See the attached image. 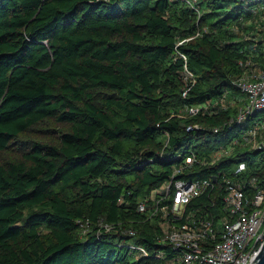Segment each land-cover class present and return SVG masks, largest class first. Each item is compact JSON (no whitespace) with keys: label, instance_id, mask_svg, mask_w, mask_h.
I'll return each instance as SVG.
<instances>
[{"label":"trees","instance_id":"16d2710c","mask_svg":"<svg viewBox=\"0 0 264 264\" xmlns=\"http://www.w3.org/2000/svg\"><path fill=\"white\" fill-rule=\"evenodd\" d=\"M260 69L264 0H0V264L177 255L137 206L215 177L178 223L216 221L224 175L264 189V110L236 96Z\"/></svg>","mask_w":264,"mask_h":264},{"label":"built area","instance_id":"2783aa9c","mask_svg":"<svg viewBox=\"0 0 264 264\" xmlns=\"http://www.w3.org/2000/svg\"><path fill=\"white\" fill-rule=\"evenodd\" d=\"M190 5L191 2L187 1ZM237 85L246 95V109L264 110V69L237 79ZM194 114L197 108L189 107ZM244 109L240 112L242 117ZM255 130L249 131L254 135ZM256 146H264L261 143ZM219 154V152H218ZM196 156L191 150L186 154L185 164H192ZM203 162V160H200ZM245 163L240 162L238 173ZM216 179V178H215ZM213 177L200 180L174 179L163 183L153 197L139 203L137 210L159 217L162 240L169 242L178 254L158 264H249L264 242V189L247 193L240 179L223 176L224 194L221 209L224 214L216 221L198 216L190 222L179 224L186 206L215 185ZM254 179L249 181L250 184ZM169 201V204H164ZM213 205V203H212ZM106 230L110 226L103 224ZM132 234V231H129ZM137 257L147 256L143 246L131 245Z\"/></svg>","mask_w":264,"mask_h":264},{"label":"rangeland","instance_id":"374dc122","mask_svg":"<svg viewBox=\"0 0 264 264\" xmlns=\"http://www.w3.org/2000/svg\"><path fill=\"white\" fill-rule=\"evenodd\" d=\"M236 96H240L245 98V93H238ZM259 116L264 117V112L260 113ZM52 124H41L37 126V129L34 130L32 133H36L38 137L41 138H47V139H53L56 135V131H58V128L52 129ZM218 154V153H216Z\"/></svg>","mask_w":264,"mask_h":264},{"label":"water","instance_id":"95a60500","mask_svg":"<svg viewBox=\"0 0 264 264\" xmlns=\"http://www.w3.org/2000/svg\"><path fill=\"white\" fill-rule=\"evenodd\" d=\"M213 181H216L215 177H213ZM249 264H264V242L261 243L257 253Z\"/></svg>","mask_w":264,"mask_h":264}]
</instances>
